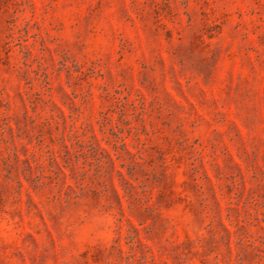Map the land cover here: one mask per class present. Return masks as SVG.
Masks as SVG:
<instances>
[{
	"label": "rangeland",
	"instance_id": "1",
	"mask_svg": "<svg viewBox=\"0 0 264 264\" xmlns=\"http://www.w3.org/2000/svg\"><path fill=\"white\" fill-rule=\"evenodd\" d=\"M0 264H264V0H0Z\"/></svg>",
	"mask_w": 264,
	"mask_h": 264
}]
</instances>
